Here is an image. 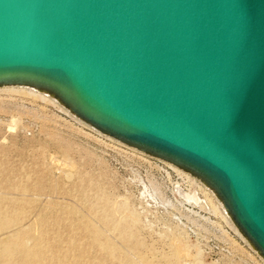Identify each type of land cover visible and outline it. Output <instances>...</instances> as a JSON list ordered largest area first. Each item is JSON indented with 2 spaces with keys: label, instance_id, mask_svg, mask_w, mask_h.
Segmentation results:
<instances>
[{
  "label": "water",
  "instance_id": "1",
  "mask_svg": "<svg viewBox=\"0 0 264 264\" xmlns=\"http://www.w3.org/2000/svg\"><path fill=\"white\" fill-rule=\"evenodd\" d=\"M197 174L264 256V0H0V84Z\"/></svg>",
  "mask_w": 264,
  "mask_h": 264
},
{
  "label": "rangeland",
  "instance_id": "2",
  "mask_svg": "<svg viewBox=\"0 0 264 264\" xmlns=\"http://www.w3.org/2000/svg\"><path fill=\"white\" fill-rule=\"evenodd\" d=\"M112 138L0 91V264H264L197 184Z\"/></svg>",
  "mask_w": 264,
  "mask_h": 264
},
{
  "label": "bare ground",
  "instance_id": "3",
  "mask_svg": "<svg viewBox=\"0 0 264 264\" xmlns=\"http://www.w3.org/2000/svg\"><path fill=\"white\" fill-rule=\"evenodd\" d=\"M0 91L17 92V93L26 94V95L32 94V95H35L38 97H43L47 102L53 103L55 106H57L59 109L64 111L66 114L71 115V117H74L76 120L81 122L84 126H87L91 129L97 131L98 133L103 134L110 139H113L110 134L103 132L101 130H98V129L94 128L92 125L88 124L86 121L82 120V118L78 116V114L75 112V110L70 105L65 103L60 96H58L55 92H53L52 90H50L48 88H45V87H42V86H39L36 84H30V83H10V84H0ZM115 141H117L123 145L127 144V143L124 144V142H122L120 140L115 139ZM127 145H129V144H127ZM128 147H131L132 149L137 150L141 153H146L148 155L158 157L159 159H161L165 163V165L172 168L179 176L186 178L188 181H193L195 184H197V187L200 188L202 190L203 194L206 196L207 202H208V200H209V202L213 201V202H215L214 208L216 210H220V209L223 210L227 219H229V222H231L233 224L235 231L241 237H243L246 240V242H248L250 244V246L254 249V251L264 261L263 253L260 252L257 249V247L252 243V241L245 235L243 230L240 228V226L236 222L234 215H233L232 211L230 210L229 206L222 200L219 193L217 192V190H215L212 187V185H210L208 182H206L203 178H201L197 174L192 173L191 171L183 168L182 166L178 165L177 163L171 161L170 159L163 158V157L157 155L156 153H154L152 151H148L146 149H141V148H138L134 145H129ZM175 190H176L177 194H179L181 197H183L186 201L194 202L196 204L200 202V197H199V195H197V193H188L187 191H183L182 189H180V187H176ZM210 205H211V203H210ZM212 207H213V205H212Z\"/></svg>",
  "mask_w": 264,
  "mask_h": 264
}]
</instances>
